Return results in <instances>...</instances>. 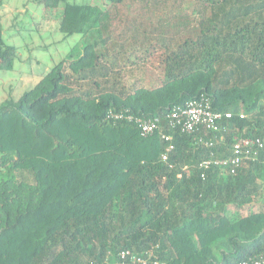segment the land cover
Instances as JSON below:
<instances>
[{"label": "trees", "instance_id": "trees-1", "mask_svg": "<svg viewBox=\"0 0 264 264\" xmlns=\"http://www.w3.org/2000/svg\"><path fill=\"white\" fill-rule=\"evenodd\" d=\"M124 1L40 0L80 39L0 101V264H238L264 251V203L249 209L264 198V0H132L120 16ZM153 48L161 76L126 87L122 52L144 65ZM16 51L0 14V69ZM201 97L231 113L219 131L168 126L173 107ZM110 110L158 117L162 131L143 137ZM161 133L174 145L166 161ZM234 137L263 147L233 173L199 166Z\"/></svg>", "mask_w": 264, "mask_h": 264}, {"label": "rangeland", "instance_id": "rangeland-1", "mask_svg": "<svg viewBox=\"0 0 264 264\" xmlns=\"http://www.w3.org/2000/svg\"><path fill=\"white\" fill-rule=\"evenodd\" d=\"M131 1L125 0L120 6V16L135 12V5H129ZM184 3L190 9L188 2ZM1 4L2 38L6 43L16 46L17 51L13 68L0 69V101L8 94L17 98L31 88L80 39V34L64 37L58 29L60 8L43 9L40 0H1ZM157 12L155 14L159 15ZM138 54L134 50H127L117 60L119 65L115 71H120V79L128 88L136 83L142 84L143 79L145 83H151L161 76L163 55L158 48L151 50L144 65L137 59ZM263 200L262 196L259 197L249 209L257 210L264 203Z\"/></svg>", "mask_w": 264, "mask_h": 264}, {"label": "built area", "instance_id": "built-area-1", "mask_svg": "<svg viewBox=\"0 0 264 264\" xmlns=\"http://www.w3.org/2000/svg\"><path fill=\"white\" fill-rule=\"evenodd\" d=\"M108 116L116 119H125L133 122L141 136H149L160 129V119L158 117H139L128 114L126 111H109ZM243 117L244 114H240ZM231 117L230 112H217L211 108L210 101L201 97L199 99H192L186 101L182 105L173 107L166 115L167 124L171 129L177 130L181 133L191 134L198 131L205 135L208 131H219L222 119ZM161 137L167 143L164 151L161 153V160L166 161L170 152L174 149L171 142L172 136L169 133H161ZM220 140L223 135H220ZM198 142H203L206 146H213L212 139H204L203 136L197 138ZM263 147V142L259 137H234L230 146V151L226 156L203 159L199 166L207 168L214 164L221 168H227L230 172L235 170L245 161L256 158L259 150ZM186 167V166H185ZM128 251H122L120 257L124 258L128 255ZM133 261H143L140 257L136 258L131 255ZM238 264H264V251L259 255L251 257L247 260H242Z\"/></svg>", "mask_w": 264, "mask_h": 264}, {"label": "crops", "instance_id": "crops-1", "mask_svg": "<svg viewBox=\"0 0 264 264\" xmlns=\"http://www.w3.org/2000/svg\"><path fill=\"white\" fill-rule=\"evenodd\" d=\"M1 1V0H0ZM2 6V4H0V7Z\"/></svg>", "mask_w": 264, "mask_h": 264}]
</instances>
